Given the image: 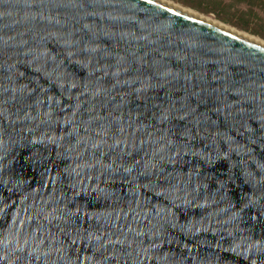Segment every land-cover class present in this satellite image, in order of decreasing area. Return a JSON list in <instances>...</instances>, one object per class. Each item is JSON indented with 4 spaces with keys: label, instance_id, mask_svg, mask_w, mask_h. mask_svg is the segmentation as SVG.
<instances>
[{
    "label": "water",
    "instance_id": "water-1",
    "mask_svg": "<svg viewBox=\"0 0 264 264\" xmlns=\"http://www.w3.org/2000/svg\"><path fill=\"white\" fill-rule=\"evenodd\" d=\"M0 264H264V47L156 0H0Z\"/></svg>",
    "mask_w": 264,
    "mask_h": 264
},
{
    "label": "rangeland",
    "instance_id": "rangeland-1",
    "mask_svg": "<svg viewBox=\"0 0 264 264\" xmlns=\"http://www.w3.org/2000/svg\"><path fill=\"white\" fill-rule=\"evenodd\" d=\"M264 40V0H170Z\"/></svg>",
    "mask_w": 264,
    "mask_h": 264
},
{
    "label": "bare ground",
    "instance_id": "bare-ground-1",
    "mask_svg": "<svg viewBox=\"0 0 264 264\" xmlns=\"http://www.w3.org/2000/svg\"><path fill=\"white\" fill-rule=\"evenodd\" d=\"M156 1H159V2H161L163 4L168 5V6H171V7L175 8L177 10H180V11H182L184 13H187V14H190L192 16L198 17V18L204 20L205 22H208L209 24H212L213 26H216L218 28L226 30V31H228V32H230L232 34L240 36V37H242V38H244V39H246L248 41H251L253 43H256V44L261 45V46L264 47V40H262V39H260L258 37L252 36L250 34H247V33H244V32H240V31H238V30H236V29H234L232 27L227 26L226 24L221 23L220 21L214 19L213 17L199 14V13H197V12H195V11L189 9V8H186L184 6L176 4V3H174V2H172L170 0H156Z\"/></svg>",
    "mask_w": 264,
    "mask_h": 264
},
{
    "label": "snow or ice",
    "instance_id": "snow-or-ice-1",
    "mask_svg": "<svg viewBox=\"0 0 264 264\" xmlns=\"http://www.w3.org/2000/svg\"><path fill=\"white\" fill-rule=\"evenodd\" d=\"M149 2H151V0H149Z\"/></svg>",
    "mask_w": 264,
    "mask_h": 264
}]
</instances>
